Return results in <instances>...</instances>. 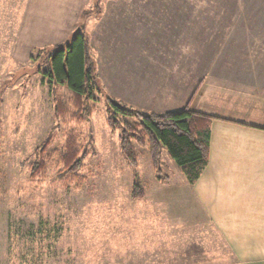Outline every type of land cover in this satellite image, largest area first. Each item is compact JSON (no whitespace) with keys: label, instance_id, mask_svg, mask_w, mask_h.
<instances>
[{"label":"rangeland","instance_id":"1","mask_svg":"<svg viewBox=\"0 0 264 264\" xmlns=\"http://www.w3.org/2000/svg\"><path fill=\"white\" fill-rule=\"evenodd\" d=\"M218 12L227 13L221 24L226 30L253 23L264 29V0H0V264H211L217 259L216 232L196 224L204 219L183 191L189 184L180 168L163 149L155 171L147 148L135 143L137 165L129 166L120 151V131L107 125L104 98L139 112L153 109L137 102L133 81L139 68L147 80L155 78L153 65L165 59L154 58L153 50L166 48L175 19L183 26L182 16H188L201 31L210 17L209 26L220 23ZM250 16L257 20L250 23ZM81 27L93 60L101 51L114 61H94L102 94L96 95L90 118L66 120L55 129L53 99L41 71L55 47L69 43ZM225 37L227 43L242 37L243 52L256 53L249 52L252 35ZM204 41L205 53L196 49L190 61H197V73L202 61L223 59L219 49L208 54ZM143 46L153 58L139 60ZM57 93L68 96L63 89ZM152 93L147 89L143 100ZM70 133L88 153L76 181L58 177L57 155L45 173L30 178L35 151L50 137L49 150L62 152ZM135 183L141 199L132 198ZM158 201L164 204L146 206ZM152 222L164 226V233L157 228L155 234Z\"/></svg>","mask_w":264,"mask_h":264},{"label":"crops","instance_id":"2","mask_svg":"<svg viewBox=\"0 0 264 264\" xmlns=\"http://www.w3.org/2000/svg\"><path fill=\"white\" fill-rule=\"evenodd\" d=\"M218 14H222L220 23L209 26L210 17L207 22L202 21L206 26L201 31L196 30L188 16H182L183 26L175 19L169 27L170 39L165 49L162 44L160 49L147 52L143 46L137 55L145 60L153 58V52L154 58L165 59L153 65L155 78L147 80V73L139 68L133 84L137 87L138 104L143 106L144 102L153 108L140 109L143 113L179 112L189 105L193 111L217 118L210 126L207 165L197 182L185 185L183 191L204 219L196 224L211 226L216 232L217 259L211 264H264V29L253 23L226 30L221 24L227 13ZM252 18L250 23L257 20ZM226 33L252 35L255 40L249 43V52L254 49L256 53L251 56L243 52L242 37L227 43ZM204 40L208 54L219 49L223 59L202 61L197 73V61H190H195L196 49L205 53ZM99 52V58L93 61H114V56ZM147 89L153 93L144 101ZM163 204L158 201L146 206L155 209ZM149 214L155 221V213ZM154 226L155 234L157 228L164 233V226Z\"/></svg>","mask_w":264,"mask_h":264},{"label":"trees","instance_id":"3","mask_svg":"<svg viewBox=\"0 0 264 264\" xmlns=\"http://www.w3.org/2000/svg\"><path fill=\"white\" fill-rule=\"evenodd\" d=\"M83 31L81 27L69 43L55 47L48 58V66L41 71V83L49 87L53 99V116L57 121L55 129L66 120L82 123L90 118L95 110L94 104L98 102L96 95L102 94ZM58 89H63L68 96H59ZM104 100L108 111L107 125L112 132L120 131V151L129 166L137 165L134 143L147 148L155 171H159L161 152L165 149L186 182L189 185L197 182L208 162L210 126L216 117L193 111L189 105L179 112L143 113L121 106L106 95ZM127 119H132V122ZM51 142L49 137L40 150L35 151L38 160L30 165V178L45 173L47 164L57 155L58 164L62 167L58 177L67 176L75 182L88 153L81 150L75 134L70 133L66 137L62 152L50 151ZM132 198H142V189L136 183Z\"/></svg>","mask_w":264,"mask_h":264}]
</instances>
